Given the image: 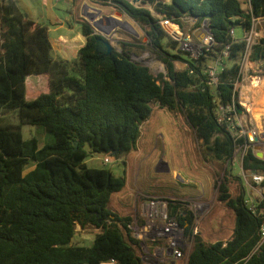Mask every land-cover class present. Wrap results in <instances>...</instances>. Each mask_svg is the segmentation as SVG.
<instances>
[{"label": "trees", "instance_id": "1", "mask_svg": "<svg viewBox=\"0 0 264 264\" xmlns=\"http://www.w3.org/2000/svg\"><path fill=\"white\" fill-rule=\"evenodd\" d=\"M89 1L127 16L145 30L148 43H125L122 51L114 47L107 54L108 39L80 19L85 45L74 60H58L48 28L24 15L16 0H0V264H100L110 259L148 264L141 240L129 227L145 220L110 208L127 178L88 168L84 161L96 153L128 156L154 107L185 117L203 161L213 166L217 201L233 219L231 228L209 239L198 232L186 264H264V192L252 212L242 177L222 168L244 143L230 129L227 115L233 114L225 111L234 98L237 111L242 109L235 85L242 77L245 42L230 32L236 26L245 32L253 17L264 19V0H142L137 6L131 0ZM148 6L180 27L184 19L195 20L193 29L208 21L212 46L197 59L190 57ZM227 46L230 55L222 61L217 82L210 83L209 67ZM133 48L151 52L166 73L155 76L133 61ZM249 60L264 62V36ZM31 76L46 77L47 90L31 89ZM258 89H263L259 103H264V88ZM23 126L43 128L53 143L40 147L37 138L25 139ZM243 170L264 174V158L249 148ZM175 199L170 214L192 235L195 214ZM77 226L99 229L91 245L75 244Z\"/></svg>", "mask_w": 264, "mask_h": 264}, {"label": "rangeland", "instance_id": "2", "mask_svg": "<svg viewBox=\"0 0 264 264\" xmlns=\"http://www.w3.org/2000/svg\"><path fill=\"white\" fill-rule=\"evenodd\" d=\"M16 3L24 15L48 28L53 44L64 46L61 36L70 39L81 32L77 11L80 2L73 4L71 0H16ZM94 8L98 10L92 9L91 4L85 5L82 17L87 21L92 17L93 21L90 23L96 33L106 37L118 51L125 48V43L132 42L138 46L148 43L145 30L127 16H123L121 12H116L109 7ZM148 8L155 14L152 7L148 6ZM155 16L158 15L155 14ZM179 28L195 46L197 39L203 38V35H197L201 29H193L189 19H184L183 27ZM258 31L260 34L264 33V22L259 25ZM234 32L236 39L243 38L241 26H236ZM126 39L129 41L127 42ZM75 48L71 47L67 56L72 58L75 55ZM194 50L198 54L199 50L195 48ZM53 56L56 57L55 54ZM60 58L62 59L63 56ZM131 59L147 66L155 76L166 73L164 64L157 60L151 52L133 48ZM177 66L181 65L177 63ZM247 78L253 80L252 89L244 88L242 97L247 91H253V97L246 104L247 108L245 107L246 123L240 114L238 119L248 129L255 128L259 134L264 135V103H259L262 92L253 86L255 80L264 81V62L251 63L249 56L244 59L242 77L238 87L239 102ZM28 83L33 90L39 92L47 90L46 77L31 76L28 78ZM256 113L260 114L259 120L254 116ZM22 132L25 139L37 138L40 147L53 143V138L41 127L23 126ZM258 148L264 153V142L258 144L256 149ZM259 156L262 157V155ZM106 159L108 163L104 162ZM237 159L233 158L223 164L222 168L231 170L234 176L240 177L241 166ZM84 163L88 168H105L116 177L125 176L127 178L126 187L120 193H115L110 203V208L115 212L131 214L134 218L138 216L146 220V210L142 205L147 199L152 196L175 197L186 203L187 207L197 216L198 232H201L205 239L212 237L221 228H230L233 224L229 210L217 201L218 189L215 185L213 166L203 161L193 130L182 114H172L166 109L154 107L151 117L142 125L141 136L136 148L128 156L115 159L105 153H96L90 155ZM191 182L194 184H190ZM144 225L138 224L139 227ZM98 232L99 229L93 226L85 229L77 226L74 242L78 245L89 246ZM139 239L145 243L143 249L145 262L156 264L152 258L156 249V246L152 244L153 241L148 237Z\"/></svg>", "mask_w": 264, "mask_h": 264}, {"label": "built area", "instance_id": "3", "mask_svg": "<svg viewBox=\"0 0 264 264\" xmlns=\"http://www.w3.org/2000/svg\"><path fill=\"white\" fill-rule=\"evenodd\" d=\"M159 19L160 24L165 32L172 39L179 42V48L182 51L189 53L190 57L194 59H197L204 50H208L214 42L213 36L209 32L204 35L202 31L199 30V32H197V35H203V38L197 39V44L195 46L192 43V40L189 37L184 36V34L180 31L179 25L173 23L169 19H165L162 17H159ZM194 21V19H191L192 27ZM262 22H264L263 18L253 17L250 28L243 32L244 35L241 39L245 42V53L243 61L247 56H250L253 46L256 45L258 41L264 36V33L260 34V31H258V27ZM206 25L207 24L205 23L204 26ZM230 34L235 38L234 29L231 30ZM194 48L199 50L198 54L197 52H194ZM229 55L230 48L229 46H227L218 56L215 63L209 67L208 73L210 77V83L215 84L217 82V74L218 70L222 67V61L228 58ZM238 87L239 84L236 83L235 89H238ZM225 111L229 115L233 114V116L227 115V120L229 121L230 129L234 133L236 139H244V143L237 146L233 158L237 159V157L239 156L237 160L241 166V177L244 181V186L247 193L245 202L250 210H252V212H255V202L257 201V199L263 198L264 188L261 187V184L264 182V174L251 173L249 175H246V172L243 170V159L245 153L249 148H253V150L255 151V148L258 146V144L264 142V135L259 134L257 129H248L241 123V121L238 119V115L240 114V112L237 111L235 98L233 99L232 104L228 106ZM104 162L108 163V160L106 159ZM175 201L176 199L165 197H150L142 205L143 209L146 210L145 225L143 227H139L137 222L134 221L132 225L129 226L133 231L135 237L138 239L142 237H148L153 242H162V245L156 246L155 254L152 257L155 260L156 264H165L168 260H183L186 264L188 255L193 245V238L198 233V219L196 215L192 235H186L184 229L180 226L177 216L170 214L169 205L171 202ZM260 235L262 241H264V225H262L261 227ZM141 245L144 249L145 243L142 240ZM100 264L120 263L116 259H110L107 261H103Z\"/></svg>", "mask_w": 264, "mask_h": 264}, {"label": "crops", "instance_id": "4", "mask_svg": "<svg viewBox=\"0 0 264 264\" xmlns=\"http://www.w3.org/2000/svg\"><path fill=\"white\" fill-rule=\"evenodd\" d=\"M72 1V3L74 4V0H71ZM79 2L81 3L80 5H79V7L77 8V11H78V16H79V18H78V20H80V19H84L83 17H82V15H83V7L85 6V5H87V4H91L90 3V1L89 0H79ZM91 6H93V7H98V6H95V5H92L91 4ZM117 12V11H116ZM115 12V13H116ZM124 16V15H123ZM85 20V19H84ZM51 41V40H50ZM61 41H62V43L64 44V46H62L61 44H53L52 42H51V44H52V48H53V53L56 55V57H54V58H56V59H58V60H66V61H72V60H74L76 57H77V53H78V51H79V49L81 48V47H83L84 45H85V42H86V39H85V37L83 36V34H82V32H79V33H77L73 38H70V39H68L67 37H63V36H61ZM126 41L128 42L129 41V39H126ZM71 47H76L75 48V55L72 57V58H70L69 56H67L68 54V51H69V49L71 48ZM53 54V55H54ZM60 56H63V58L61 59L60 58ZM255 78V77H254ZM253 82V80L251 79V78H247L246 79V82H245V85L243 86V88H242V91H241V94H240V98L239 99H241V101H240V103H241V105H242V112H240V117L241 118H244V121H245V123H246V121L247 120H245V117H246V108H247V103H249V101L251 100V97H253V91H247L246 92V97H245V95L242 97V92H243V90H244V88L245 89H252V87H251V83ZM258 83L260 84V85H263V83H264V81H258ZM262 92H263V89H262ZM243 98H245V100L243 99ZM250 99V100H249ZM246 107V108H245ZM190 184H194L193 182H191ZM121 192V191H120ZM120 192H118V193H120ZM152 196V195H151ZM153 197V196H152ZM170 198H175V197H170ZM120 214H122V213H120ZM124 215H126V214H124ZM232 226H233V224H232ZM231 226V227H232ZM230 227V228H231ZM171 261L172 260H168V261H166V263L165 264H171ZM175 264H185V262L183 261V260H176L175 261Z\"/></svg>", "mask_w": 264, "mask_h": 264}, {"label": "water", "instance_id": "5", "mask_svg": "<svg viewBox=\"0 0 264 264\" xmlns=\"http://www.w3.org/2000/svg\"><path fill=\"white\" fill-rule=\"evenodd\" d=\"M142 0H131V3L133 4V5H138L140 2H141ZM90 7V6H89ZM91 8L92 9H97V8H94V7H92L91 6ZM98 10V9H97ZM88 21L90 22V21H93V18L92 17H90L89 19H88ZM206 24H208V21L206 22ZM201 31H202V33L205 35L206 33H208L209 32V28H208V26L206 25V26H204L202 29H201ZM105 45H106V47H107V54H110L111 53V51L113 50V48H114V46H113V44L110 42V41H107V42H105ZM242 110H240L239 112H241ZM257 148V147H256ZM255 148V149H256ZM256 152H257V157H259V158H261V159H263L264 157H263V155H264V153L262 152V150L260 149V148H258V149H256L255 150ZM259 155H262V157H260ZM254 174L256 173V172H253ZM145 261V260H144ZM147 263V262H146ZM148 264H150V263H148ZM152 264V263H151ZM171 264H175V261H171Z\"/></svg>", "mask_w": 264, "mask_h": 264}, {"label": "bare ground", "instance_id": "6", "mask_svg": "<svg viewBox=\"0 0 264 264\" xmlns=\"http://www.w3.org/2000/svg\"><path fill=\"white\" fill-rule=\"evenodd\" d=\"M253 86L256 87V88H259V87H260V88H261V87L264 88V84H263V85H260V84L258 83V80H255V81H254ZM260 108H261V107H260ZM259 110H260V109H259ZM254 116H255L256 119L259 120V117H260V114H259V113H256ZM253 119H254V118H253ZM254 120H255V119H254ZM256 122H257V121H256ZM260 126H261V125H260ZM261 128H262V127H261Z\"/></svg>", "mask_w": 264, "mask_h": 264}]
</instances>
